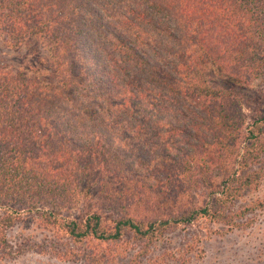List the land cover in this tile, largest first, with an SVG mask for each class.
Here are the masks:
<instances>
[{
    "label": "trees",
    "instance_id": "16d2710c",
    "mask_svg": "<svg viewBox=\"0 0 264 264\" xmlns=\"http://www.w3.org/2000/svg\"><path fill=\"white\" fill-rule=\"evenodd\" d=\"M0 41L35 63L0 61V261L105 264L103 246L258 206L235 209L263 173L264 0H0ZM32 220L51 244H10Z\"/></svg>",
    "mask_w": 264,
    "mask_h": 264
},
{
    "label": "rangeland",
    "instance_id": "374dc122",
    "mask_svg": "<svg viewBox=\"0 0 264 264\" xmlns=\"http://www.w3.org/2000/svg\"><path fill=\"white\" fill-rule=\"evenodd\" d=\"M26 51L24 48L9 49L0 41V61L13 69H20L26 65L35 66L34 59L27 56ZM263 92L264 89L260 91V99L261 94L263 97ZM238 93L243 101L245 122L250 123L255 116L253 103L257 102L258 94L253 91ZM262 132L264 136V126ZM260 169L263 173L257 180V186L244 192L235 204L236 210H241L251 203L258 205L253 211H245L241 218L237 217L236 222H243V224L233 226L231 229L214 224L209 226L213 231L210 234L202 228V222L197 226L173 229L162 241L147 245L145 249L142 242L135 243L125 238L118 244L103 246L100 251L102 261L105 264H177L180 259H184L182 256L184 255L189 258L185 264H264V162L260 164ZM197 196H192L194 202H203V197ZM105 206V204L101 206L102 216L110 214V210ZM61 214L74 218L78 215V210ZM5 233L10 244L34 242L38 245H46L51 244L50 240H52L51 233L39 229L33 220L25 224L17 223ZM61 241L56 245L57 248L69 247L78 251L84 247L83 245L74 246L64 239ZM188 243L193 244L194 250L192 253L182 254ZM85 248L87 250V247ZM0 264L85 263L78 256L75 260L60 261L43 252H29L15 259L1 260Z\"/></svg>",
    "mask_w": 264,
    "mask_h": 264
}]
</instances>
